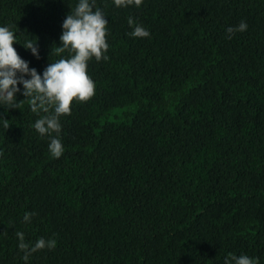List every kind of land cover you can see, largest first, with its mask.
<instances>
[{"label":"trees","instance_id":"1","mask_svg":"<svg viewBox=\"0 0 264 264\" xmlns=\"http://www.w3.org/2000/svg\"><path fill=\"white\" fill-rule=\"evenodd\" d=\"M77 2L0 0L30 68L68 58L55 46ZM95 7L109 59L88 61L95 94L60 117L61 157L23 95L0 108V264H25L16 232L57 242L27 264H264V0ZM129 18L150 37H130Z\"/></svg>","mask_w":264,"mask_h":264},{"label":"clouds","instance_id":"2","mask_svg":"<svg viewBox=\"0 0 264 264\" xmlns=\"http://www.w3.org/2000/svg\"><path fill=\"white\" fill-rule=\"evenodd\" d=\"M113 5L121 7H140L142 0H112ZM96 0H78L75 7L69 11L62 24L60 45L55 46V53L59 56L65 52L68 58H60L50 62L42 73L29 67V62L22 59L13 44L17 34L8 26H0V108L15 109L19 106L17 94L23 95L30 111L38 116L32 127L41 136H48L50 142L48 151L54 158H60L64 148L61 142L60 117L69 115L72 103H83L95 94V84L87 75L88 61L108 60L106 55L108 43L106 41L108 21L104 13L95 7ZM133 30L128 33L132 38H149L150 32L142 25L136 24L132 18L128 20ZM247 23L241 21L236 27L227 28L230 39L236 32L247 30ZM32 56L39 59L37 39H31L22 45ZM18 85H22L23 91ZM43 113L44 115H40ZM0 120L7 121L0 116ZM55 134V135H53ZM35 213L26 212L23 217L25 223H31ZM19 240L18 247L23 251L25 264L30 256L40 250H52L56 247L55 239L43 237L36 240L34 245L26 244L23 232H16ZM224 264H257L256 259L246 254L239 256L229 254Z\"/></svg>","mask_w":264,"mask_h":264}]
</instances>
